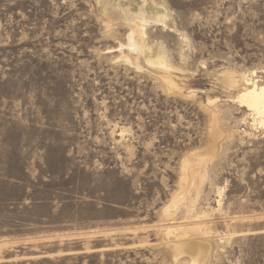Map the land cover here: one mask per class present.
Instances as JSON below:
<instances>
[{
	"label": "rangeland",
	"instance_id": "1",
	"mask_svg": "<svg viewBox=\"0 0 264 264\" xmlns=\"http://www.w3.org/2000/svg\"><path fill=\"white\" fill-rule=\"evenodd\" d=\"M253 81L264 0H0V264H264Z\"/></svg>",
	"mask_w": 264,
	"mask_h": 264
},
{
	"label": "bare ground",
	"instance_id": "2",
	"mask_svg": "<svg viewBox=\"0 0 264 264\" xmlns=\"http://www.w3.org/2000/svg\"><path fill=\"white\" fill-rule=\"evenodd\" d=\"M134 31L136 33H141V31L137 27L135 28ZM129 40H130V47L132 49L139 50L141 48L140 46L141 41L139 42L138 39H132V38H130ZM148 61L151 64L153 63L154 65H157L158 67L157 71H162V69L165 68V65L161 57L150 58V60ZM239 100L240 102L245 103L250 108V110H252V112L256 113L259 116V120L257 118L256 121L258 120L259 124L263 125L264 124V84L259 87V85H257L253 81L252 83H249L247 86L245 85L243 93L239 95ZM196 160L199 163L203 162L202 158L200 157H198ZM191 264H196V262L192 261ZM199 264H206V262L203 261Z\"/></svg>",
	"mask_w": 264,
	"mask_h": 264
}]
</instances>
